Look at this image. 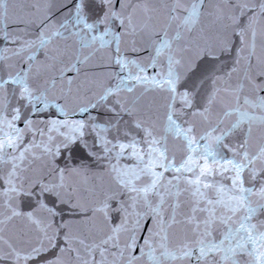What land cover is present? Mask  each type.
Instances as JSON below:
<instances>
[{
  "label": "snow or ice",
  "instance_id": "1",
  "mask_svg": "<svg viewBox=\"0 0 264 264\" xmlns=\"http://www.w3.org/2000/svg\"><path fill=\"white\" fill-rule=\"evenodd\" d=\"M0 264H264V0H0Z\"/></svg>",
  "mask_w": 264,
  "mask_h": 264
}]
</instances>
